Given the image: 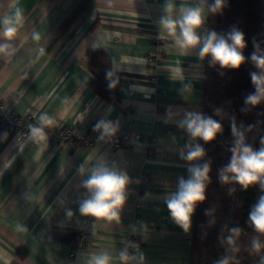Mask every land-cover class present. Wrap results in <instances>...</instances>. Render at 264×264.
<instances>
[{"label":"crops","instance_id":"1","mask_svg":"<svg viewBox=\"0 0 264 264\" xmlns=\"http://www.w3.org/2000/svg\"><path fill=\"white\" fill-rule=\"evenodd\" d=\"M81 2L0 0V19L17 8L23 13L14 39L0 37V44L11 45L0 53L5 113L51 118V126L71 129L76 138L74 145H55L0 132V264H89L105 251L112 264H121L119 253L132 235L141 241L132 264H191L196 212L185 233L170 219L163 197L179 176L187 177L189 164L178 153L188 137L177 123L184 110L203 112L206 60L182 52L166 33L159 38L164 0H90L69 23ZM175 3L178 17L181 7L199 0ZM206 30L208 19L201 34ZM100 54L116 96L108 95L107 81L94 86L93 61ZM101 119L112 121L116 134H140L142 141L126 150L82 144L98 138L93 129ZM101 161L130 178L119 221L78 211L85 190L77 170L83 164L90 174ZM143 175L150 183L141 193ZM85 233L92 241L74 262L73 244Z\"/></svg>","mask_w":264,"mask_h":264},{"label":"clouds","instance_id":"2","mask_svg":"<svg viewBox=\"0 0 264 264\" xmlns=\"http://www.w3.org/2000/svg\"><path fill=\"white\" fill-rule=\"evenodd\" d=\"M225 7L226 0H211V2L199 0L197 6L181 7L177 17L175 0H164L162 15L157 22L159 38H163L166 33L182 52H195L201 60H207L209 66H219L223 70H239L246 63L251 62L255 70L249 75L254 90L244 97L245 107L241 109L248 111L264 103V52L260 51L259 45L253 41L254 51L246 56L245 49L248 45L245 34L237 27H232L227 32L210 29L201 34L209 14L221 15ZM22 21L23 13L19 8L14 15L4 16L0 19V37L12 41ZM34 38L39 39V36L34 34ZM10 46V44H0V53H6ZM40 52L42 53L43 49H40ZM186 90H188L187 85L179 91L183 93ZM41 123L50 126L53 121L42 116ZM29 127L33 138L39 141L47 139L43 126ZM177 127L188 137V142L178 153L179 159L189 164L187 177L182 175L177 178L175 190L168 191L163 197V202L170 219L187 233L191 229L192 217L197 205L206 201V191L210 181L211 162L204 160L206 151L199 141L211 143L223 131V125L219 120L203 112L184 110ZM230 127L234 138L229 149L231 157L226 165L218 169V181L224 185H239L244 191L259 186L260 195L250 206L247 222L256 233L264 236V137H261V146L254 149L246 142L245 132L237 127L234 118ZM251 128L252 125H248V130ZM93 130L99 132L98 139L102 141L105 137L115 136L118 128L112 121L101 119L94 125ZM173 140L175 141L174 137ZM77 171L81 177L79 187L85 190L84 198L79 201L80 215L119 221L127 201L130 181L127 172L109 166L103 161L95 165L90 174L86 173L83 164ZM234 191V188H229L230 194ZM205 214H208L207 209ZM67 215L71 216L72 211L68 210ZM230 232L232 235L227 237V243L234 245L233 237H238L241 229L233 227ZM262 247L264 245L254 238L252 248L260 251ZM232 251L238 249L233 248ZM143 259L141 253L139 260L143 261ZM233 259L234 257L225 256L214 261L213 264H230ZM112 260L113 257L105 251L92 256L89 264H112ZM119 260L121 264H132L137 257L129 255L125 248L120 251ZM260 264H264V257L261 258Z\"/></svg>","mask_w":264,"mask_h":264},{"label":"trees","instance_id":"3","mask_svg":"<svg viewBox=\"0 0 264 264\" xmlns=\"http://www.w3.org/2000/svg\"><path fill=\"white\" fill-rule=\"evenodd\" d=\"M89 3L90 0H82L70 16L69 23ZM232 27L239 28L245 34L248 45L245 49L246 56L254 51L253 41L264 52V0H226V7L221 15L209 14L208 30L227 32ZM103 58L104 55L100 54L93 61L98 71L94 86L99 88L100 80L107 81L106 91L113 97L114 94L116 96V87L106 75L104 66L100 65ZM253 70L251 62L239 70H223L219 66H209L206 60L203 113L219 120L223 131L211 143L201 141L206 151L204 160L211 162V171L206 201L197 205L196 209L191 264H213L225 256L234 257L230 264H260L264 257V247L260 251L252 248L254 238L264 245V236L256 233L247 222L250 206L260 195L259 186L244 191L239 185H224L218 181V169L226 165L231 157L229 149L234 138L230 125L233 118L237 127L245 132L246 142L254 149L261 146L260 140L264 137V103L251 110L241 111L245 107L244 97L254 90L249 75ZM248 125H252L250 130ZM229 188H234L235 191L230 194ZM233 227H239L241 233L238 237H233L234 245H229L227 237L232 235L230 229ZM233 248L238 251H232Z\"/></svg>","mask_w":264,"mask_h":264},{"label":"built area","instance_id":"4","mask_svg":"<svg viewBox=\"0 0 264 264\" xmlns=\"http://www.w3.org/2000/svg\"><path fill=\"white\" fill-rule=\"evenodd\" d=\"M159 61V60H158ZM118 106H122L118 104ZM133 111V110H132ZM44 127L47 139L43 142L55 145H74L76 144V138L71 129H57L53 126L42 125L41 120L33 119L32 117H20L16 113L6 114L5 103L0 98V132L17 137L20 141L34 139L31 135L30 127ZM39 141V140H38ZM142 141V135L140 134H115V136L109 138L105 137L104 140L98 138L93 140H81L82 144H86L89 147H93L96 144L100 146H108L113 150H126L131 148L133 144ZM153 143L148 144L149 155H154L156 150ZM150 183L149 176L143 175L140 178L139 191L144 193L145 187ZM93 236L85 233L78 243L73 244V252L70 255V259L74 262L77 260L78 253L86 249ZM141 248L140 239L132 235L129 239L127 250L129 255L137 256L138 251Z\"/></svg>","mask_w":264,"mask_h":264}]
</instances>
